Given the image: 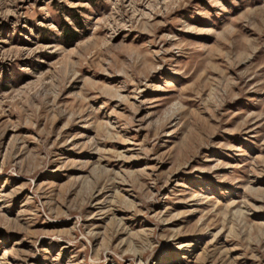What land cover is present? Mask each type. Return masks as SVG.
I'll use <instances>...</instances> for the list:
<instances>
[{"label":"rangeland","instance_id":"374dc122","mask_svg":"<svg viewBox=\"0 0 264 264\" xmlns=\"http://www.w3.org/2000/svg\"><path fill=\"white\" fill-rule=\"evenodd\" d=\"M0 264H264V0H0Z\"/></svg>","mask_w":264,"mask_h":264}]
</instances>
